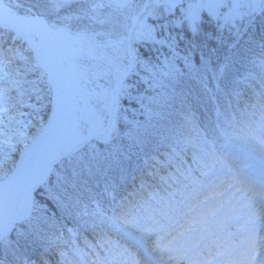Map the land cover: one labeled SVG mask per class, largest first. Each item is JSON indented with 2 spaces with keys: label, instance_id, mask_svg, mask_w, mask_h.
Segmentation results:
<instances>
[{
  "label": "trees",
  "instance_id": "1",
  "mask_svg": "<svg viewBox=\"0 0 264 264\" xmlns=\"http://www.w3.org/2000/svg\"><path fill=\"white\" fill-rule=\"evenodd\" d=\"M0 1L88 39L122 70L135 61L110 136L58 159L31 217L0 241V264H145L121 230L162 259L198 238L200 220L223 211L252 157L264 161V0L256 12L250 0L214 2L197 36L188 0H149L140 19L151 37L131 40L146 0ZM76 64L85 85L97 79L104 89L93 104L105 127L122 75L101 61ZM51 102L31 47L0 28V184L40 136Z\"/></svg>",
  "mask_w": 264,
  "mask_h": 264
},
{
  "label": "water",
  "instance_id": "2",
  "mask_svg": "<svg viewBox=\"0 0 264 264\" xmlns=\"http://www.w3.org/2000/svg\"><path fill=\"white\" fill-rule=\"evenodd\" d=\"M146 4L147 2L144 4L139 14L135 17L134 22L128 32L129 38H131L132 36L133 30L139 20L140 15L144 12ZM0 5L6 7L2 3H0ZM23 25L33 29L36 34L27 31L21 32L19 30V27ZM0 28L15 32L29 45L30 43H34L38 46H46L54 56V61L51 66L52 68L50 70V74H48V80L52 92V108L48 121L43 128L42 134L45 132L47 139L56 147V151L48 161L45 172L40 180L29 186L25 191L20 192L15 197V218L9 221H0V241H2L13 231L16 225L22 224L31 217L35 192L41 185L45 184L50 179L51 173L60 157L71 156L81 148H83L85 145H87L89 142H103L109 137L115 121L120 92L123 88L124 82L132 73L135 62L133 58L130 57V68L128 71H123L116 65V63L112 61V59L108 55L104 53H97L88 41H86V44H88L89 46H81L69 43L62 39L58 35V32H63L69 36L70 34L64 29L53 28L48 20L39 14L21 15L15 13L13 14V17H7L4 19L0 18ZM73 37L77 39L80 38L76 36ZM75 56L87 57L93 60L105 62L122 75V81L113 94L106 127L101 132L97 133L95 129V123L93 129L90 131L89 135L86 138L78 143H75L69 148H65L59 141V134L57 131L59 128L63 129L64 127L68 126L70 117L72 115L71 98L69 93L70 87H73L74 93L78 92L82 95L84 94L83 96L88 101V104L92 108H94L98 114L97 108L92 104L89 97L82 91V88L80 86L81 75L76 65ZM58 68L61 69V73L59 72L60 75L57 73ZM55 79L57 80V82H55ZM27 196L31 197V203L28 209V213L25 214L21 209V203Z\"/></svg>",
  "mask_w": 264,
  "mask_h": 264
},
{
  "label": "rangeland",
  "instance_id": "3",
  "mask_svg": "<svg viewBox=\"0 0 264 264\" xmlns=\"http://www.w3.org/2000/svg\"><path fill=\"white\" fill-rule=\"evenodd\" d=\"M218 1H221V0H207V1L206 0H188V1H186V4H187L186 8H187L188 14L190 16V23L188 25L190 27V29H191L193 24L196 25L194 22H196V23L198 22L197 24L199 26L201 13L204 12L207 9V7L212 5L214 2L216 3ZM250 1H251V5H252V11L256 12L261 7V0H250ZM146 2H147V4H146L144 12L147 10L149 0H146L144 2V4ZM144 4H143V6H144ZM169 5H174V3L168 1V4L165 5L167 7V9H169L168 8ZM99 7H102V6H99ZM238 8H239V6L236 4V1H235L234 9L232 11L233 15L238 14ZM148 13H149V15H153V14L154 15H160L161 11L160 12L159 11L154 12V11H152V9H150ZM134 19H135V17H134ZM134 19L132 20V24L134 22ZM132 24H131V26H132ZM133 31H134L133 35H135V37L138 35L151 37L150 35L152 32V27L147 26L145 23V20L139 18V20H138ZM74 42H75V44H80L81 46H89L88 44L85 43L84 40H75L74 39ZM96 47L94 48L95 51L99 54L102 53V51L98 49V46H96ZM35 59H36V57H35ZM101 62H103V61H101ZM48 82H49V80H48ZM98 82L99 81L97 79H94L89 83L86 82V85H85V82L83 81V79L81 78V80H80L82 91L89 97V99L92 103H94V102L101 103V100L105 95L104 89L102 88L101 85L98 84ZM49 85H50V83H49ZM79 104L82 107L81 109H83V111H80L79 109H75V115L76 116L74 118H72V121H71L72 127H73V132L71 134V140H72L71 146L74 145L75 143L82 141L84 138H86L84 136V133L82 132V130L79 127V121L86 123L88 135H89L90 131L93 129V126L95 123H96L95 129H96L97 133L101 132L103 129V116L100 114V112H99V114H97V111L94 108H92L88 103L85 107L84 106L85 103L83 102V99H81ZM98 111H99V109H98ZM71 146H69V147H71ZM25 150L22 151L21 156L23 155V153H25ZM21 156L18 158L16 163H18ZM249 168H251V171L253 168L256 171L254 173H253V171H252V173L250 171V173L252 175L257 176L259 179L261 178L262 172L257 167V165H255L253 168L252 167H249ZM13 172H14V170L12 171V173ZM230 193H231L230 198L223 200V201H225V205H226L223 207L224 208L223 211L221 209L219 214L211 213L210 217L208 219V223H207L208 225H203L205 231L201 235L200 239L204 238L202 240L204 243L202 244V246H199L200 250L198 252L196 251L197 246H195V242L187 241L184 245L179 246L177 249V252H175L173 254V260L176 261V259H180V262H177V264H185V263H190V264H222L221 261H223V258L220 259V258H217V256H215L213 258V255H215V253H217L219 251V249L218 248H212L213 241H215V240L218 241V239L220 238V235H222V236L230 235L231 237H236V236H239V237L242 236L243 237L244 233L253 231V228L257 225V223L260 224V226H261V228H259L257 226L259 233H261L264 230V222H263L262 218H260V220H258V221L257 220H249L251 217L256 216V214L254 215V212L252 210H249V207L252 205L254 199L253 198L248 199V197L242 192L241 186L238 187V189L231 188ZM225 214L232 215L233 217L232 218L228 217ZM245 222L247 223V229L245 231L239 230V233H236V232L231 233L232 230L237 229L236 225H239L241 223L244 224ZM230 249H233V248L231 247V248H229V250Z\"/></svg>",
  "mask_w": 264,
  "mask_h": 264
},
{
  "label": "bare ground",
  "instance_id": "4",
  "mask_svg": "<svg viewBox=\"0 0 264 264\" xmlns=\"http://www.w3.org/2000/svg\"><path fill=\"white\" fill-rule=\"evenodd\" d=\"M13 17L10 10L0 5V18ZM19 30L21 32H36L29 28L28 26H20ZM58 35L65 41L75 44L74 39L70 38L67 34L63 32H58ZM30 46L33 48L35 57L38 63L43 67L47 74H50L51 66L54 61V56L52 52L46 46H38L34 43H30ZM61 69L58 68L57 73L60 75ZM60 72V73H59ZM55 82L57 80L55 79ZM70 98H71V112L70 121L68 126L63 129H58L59 141L65 148L71 146V134L73 132L72 127V118L75 115V109H81L79 102L83 99L85 107L88 101L84 98V94L74 93L73 87L69 89ZM47 132V131H46ZM73 146V145H72ZM56 151V147L51 143L44 132L42 135L37 137L32 144L25 150V153L21 156L20 160L17 163V166L14 172L10 177L0 185V221H9L15 218L16 214L14 212V199L22 191H25L29 186L40 180L43 176L47 163L53 154ZM31 197L27 196L21 203V209L26 214L30 207ZM264 233V231H263ZM253 240L250 238L249 241Z\"/></svg>",
  "mask_w": 264,
  "mask_h": 264
}]
</instances>
